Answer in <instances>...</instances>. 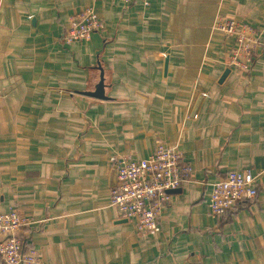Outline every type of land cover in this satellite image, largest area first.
Returning <instances> with one entry per match:
<instances>
[{
	"label": "crops",
	"instance_id": "obj_1",
	"mask_svg": "<svg viewBox=\"0 0 264 264\" xmlns=\"http://www.w3.org/2000/svg\"><path fill=\"white\" fill-rule=\"evenodd\" d=\"M87 5L103 29L64 43ZM218 18L259 31L247 72L226 64ZM101 72L107 98L84 94ZM157 139L192 171L140 233L110 205V157ZM243 168L255 198L211 217V184ZM0 180L37 264H264V0H0Z\"/></svg>",
	"mask_w": 264,
	"mask_h": 264
},
{
	"label": "built area",
	"instance_id": "obj_2",
	"mask_svg": "<svg viewBox=\"0 0 264 264\" xmlns=\"http://www.w3.org/2000/svg\"><path fill=\"white\" fill-rule=\"evenodd\" d=\"M128 5L132 0H113ZM214 28L234 39L235 45L226 64L247 72L260 47L259 31L252 25L234 18H218ZM103 20L91 5L69 18L63 36L66 44L88 40L95 31L103 29ZM110 162L116 171V183L111 189L110 205L121 216L134 219L137 231L151 233L159 230L161 212L168 205L171 192L179 188L192 171L175 145L160 139L153 151L143 158L132 159L112 155ZM0 180V188H1ZM257 194L255 175L249 168L232 169L211 184L208 199L209 215L220 219L240 200L251 201ZM30 219L16 208L0 211V260L4 264H37L38 251L25 244L20 232Z\"/></svg>",
	"mask_w": 264,
	"mask_h": 264
},
{
	"label": "water",
	"instance_id": "obj_3",
	"mask_svg": "<svg viewBox=\"0 0 264 264\" xmlns=\"http://www.w3.org/2000/svg\"><path fill=\"white\" fill-rule=\"evenodd\" d=\"M99 68H100V70H102L101 67H99ZM227 72H228V69H225V71L222 73L220 79H223L226 76ZM82 92L84 94H86V95H90V96H93V97H96V98H102V99L107 98V96L104 93V83H103V74H102V72L100 73V79H99V82L96 85L95 89L93 91H82ZM111 184L112 185L115 184L114 170H113L112 176H111ZM177 189H175V190H177Z\"/></svg>",
	"mask_w": 264,
	"mask_h": 264
},
{
	"label": "rangeland",
	"instance_id": "obj_4",
	"mask_svg": "<svg viewBox=\"0 0 264 264\" xmlns=\"http://www.w3.org/2000/svg\"><path fill=\"white\" fill-rule=\"evenodd\" d=\"M234 45H235V42H234ZM231 51V50H230ZM230 54V53H229ZM229 54L227 55V57L229 56Z\"/></svg>",
	"mask_w": 264,
	"mask_h": 264
},
{
	"label": "trees",
	"instance_id": "obj_5",
	"mask_svg": "<svg viewBox=\"0 0 264 264\" xmlns=\"http://www.w3.org/2000/svg\"><path fill=\"white\" fill-rule=\"evenodd\" d=\"M229 211V210H228Z\"/></svg>",
	"mask_w": 264,
	"mask_h": 264
}]
</instances>
